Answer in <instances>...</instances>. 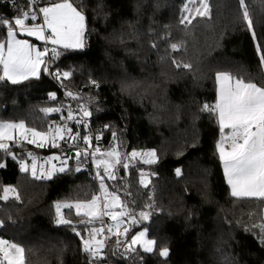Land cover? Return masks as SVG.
I'll list each match as a JSON object with an SVG mask.
<instances>
[{"label":"trees","instance_id":"obj_1","mask_svg":"<svg viewBox=\"0 0 264 264\" xmlns=\"http://www.w3.org/2000/svg\"><path fill=\"white\" fill-rule=\"evenodd\" d=\"M187 2L146 0L137 14V0H85L89 28L95 31L86 38L84 49L62 57L60 67L73 72L64 81V89L51 77L19 86L0 81V120L22 119L28 127L46 131L66 115L46 114L41 109L63 104L64 91L71 90L85 101L89 96L95 98L96 102L87 105L92 112L89 120L94 148L97 143L101 149L110 148L111 130L103 129L104 124H110L117 132L115 143L125 153L132 149L161 151L158 163L153 165L131 163L127 172L118 165L119 179L111 181L112 187L120 188L127 210L137 215L142 210L151 212L149 221L134 225L124 221L121 229L129 227L131 236L137 229L148 228V237L156 241L153 252L146 253L137 246L134 253L124 256L123 247L116 250L117 237L111 236L104 249L109 262L104 258L97 264H225L226 257L231 264H264L258 227L264 224L263 200L231 196L215 150L218 124L214 116L198 111L203 102H215V73L219 70L264 86V66L256 51L258 43L264 45L262 0H245L255 40L239 19L237 0H208L210 17H196L191 24L182 25L179 21L186 14L182 9ZM27 3L0 0V17L11 18L16 9H26ZM172 43L180 47L172 50ZM173 59L190 63L192 69H177ZM146 75L160 85L153 94L159 97L157 111L162 118L166 116V121L158 124L151 120L149 91L124 87ZM90 78L98 81V88L88 84ZM48 91H58L55 102L47 99ZM99 130H103V136L97 142ZM164 145L172 151H163ZM12 148L19 158L28 159L32 146L19 142ZM46 148L35 149L47 153ZM47 149L60 155L56 149ZM0 159H6L7 164L0 168V194L5 185H12L20 197L0 200V235L24 249L25 264H88L80 238L70 227L54 223V204L89 200L97 194L95 168L83 165L76 172V162L70 159L72 171L57 174L52 180H38L29 172H21L19 164L5 158L2 151ZM176 168H181L180 176L175 174ZM141 169L146 174L155 173L147 176V187L139 182ZM149 204L152 207L145 208ZM63 214L74 222L86 219L77 217L74 209L65 208ZM109 224L112 221L104 217L105 236L109 235ZM85 227L90 229L91 225L77 224V230L87 236ZM126 238L119 237L121 241ZM162 247L170 249L167 258L159 255Z\"/></svg>","mask_w":264,"mask_h":264},{"label":"snow or ice","instance_id":"obj_2","mask_svg":"<svg viewBox=\"0 0 264 264\" xmlns=\"http://www.w3.org/2000/svg\"><path fill=\"white\" fill-rule=\"evenodd\" d=\"M3 2L8 3L9 0H3ZM237 2L239 19L246 25L255 40L256 32L248 5L245 0H237ZM145 4L146 0H137L134 5L135 12L139 14ZM262 7H264V0H262ZM210 9L208 0H188L182 9L186 14L182 16L179 23L191 24L196 17H210ZM129 26L135 27L131 23ZM93 31L95 30L89 28L85 0H79V2L28 0L26 9H16L11 18L0 17V35L3 36L0 39V81L19 86L26 81H40L42 77H51L59 84L60 89H64V81L70 79L73 72L60 67L62 57L70 50L84 49L86 38ZM149 32H152L151 24ZM23 37H34L39 43ZM155 46L153 43L152 47ZM170 47L172 50H177L180 44L172 43ZM256 51L260 55V65L264 66V45L258 43ZM172 63L177 69L183 68L189 71L192 69L190 63L181 64L175 59ZM88 84L99 87L95 79L90 78ZM132 86V84H126L124 87ZM63 94L77 101V106L74 109L70 104H60L42 108L41 111L46 114H60L67 110L66 116H62L60 122L50 124L47 131L28 127L22 119L18 122L0 120V151L5 158H11L17 162L21 172L30 171L32 177L38 180H52L57 174L72 171L69 161L73 158L76 161L75 171L80 172L83 163L90 156L91 165L95 168V180L99 183V193L93 194L89 200H76L72 203L56 201L54 223L70 227L72 233L80 238L81 251L87 255L88 264H97V260L103 261L106 242L111 236L117 237L116 250L123 247L122 255L124 256L134 253L137 246L146 253H152L156 241L147 238L148 228L137 231L131 235L130 239L123 241L119 239L129 235V227H124L123 231L120 230L122 222L126 221L129 225H134L141 221H149L151 212L142 210L137 215L127 210V205L121 201L117 192L109 191L106 181L118 180L117 166L122 164L123 170L127 172L132 161L137 157L143 164L158 163L159 157L156 150L132 149L131 152L121 153L119 146L115 143L117 132L112 130L110 124L103 125L104 130H111L110 148L101 150L97 143V146L90 150L92 136L86 132L82 135L79 129L81 127L88 129V119L92 116V112L87 105L96 102L95 98L89 96L85 101L83 96L71 90H66ZM57 98L58 91L47 92L49 101L55 102ZM198 111L214 116L218 124L219 139L215 142V150L222 164L223 176L230 187L231 196L264 199V86L233 76L229 72L218 71L215 73V102L213 104L203 102ZM69 122L72 126H69ZM102 136L103 130H99L95 140L99 142ZM81 139L85 145L83 149L76 144ZM23 141L34 144L38 148H44L49 143L52 148H59L61 142H64L69 145V151H74V157L53 153L40 163L39 158L29 152L27 155L32 160L29 165L26 160L19 158L12 148V145ZM57 160L60 163L59 167L54 163ZM6 166V159H0V168ZM101 169H103L102 172ZM175 174L180 176L181 168H176ZM150 175L155 173L146 174L143 169L140 170L139 182L142 186L147 187L150 182L147 176ZM10 196L20 199L14 186L5 185L0 194V200L7 201ZM151 207L150 204L145 205V208ZM65 208H74L77 217L83 216L87 219L74 222L64 216L62 209ZM104 217L112 221V224L107 226L108 236L104 235ZM96 222H100L101 227L93 226L90 229L85 227L87 236L77 230V224L93 225ZM2 223L3 221H0V224ZM258 227L260 228L259 243L264 247V224ZM244 230L249 231L247 226ZM169 254L168 247L160 248V257L167 258ZM5 261L6 264H25L24 249L16 243L0 239V264ZM225 264H231L227 257Z\"/></svg>","mask_w":264,"mask_h":264},{"label":"rangeland","instance_id":"obj_3","mask_svg":"<svg viewBox=\"0 0 264 264\" xmlns=\"http://www.w3.org/2000/svg\"><path fill=\"white\" fill-rule=\"evenodd\" d=\"M23 38H27V39H30V40H32L33 42H37V41H35V38L34 37H23ZM37 43H39V42H37ZM79 50H82V49H77V50H70V51H79ZM220 71V70H219ZM218 72V71H217ZM224 72V71H223ZM156 82V80L154 79V77L153 76H151V75H146V76H141V77H138L137 79H135L134 81H133V83H136V85L137 86H134V84H133V88H131L132 90H134V89H136V88H138L137 90L139 91H141V92H144L143 90H147V91H149V93L152 95V102H153V114H152V116H151V120L152 121H154V124H158V123H160L161 121H163V120H165L166 121V116H164V118H162V115H161V113L160 112H158L159 111V109H158V106H160L159 105V103H158V101H157V99L159 98L157 95H155V94H153V90H154V88H156V86H157V88L158 89H160V85H159V83H155ZM154 83H155V85H154ZM149 86H151L150 87V89H148L149 88ZM75 93H76V91H75ZM159 96H160V94H159ZM72 100V99H71ZM74 101V100H73ZM74 102H76V101H74ZM77 103V102H76ZM158 110V111H157ZM156 111L159 113V114H156ZM14 122H18L19 120H13ZM38 130V129H37ZM48 130V129H47ZM46 130V131H47ZM40 131H42V130H40ZM23 143H25V144H28L26 141H23ZM30 146H32V149L31 150H29V152H31L35 157H37V158H39V162L40 163H43L44 162V158H46V157H48V156H51L53 153H56V152H51V151H49L47 148H46V150H47V153H42L41 152V150H38V149H35V148H37V147H35L36 145H34V144H29ZM176 145H178L177 143L175 144V146ZM172 146V145H171ZM33 147H35V148H33ZM47 147V146H46ZM92 149H94V146H93V144H92ZM101 150H108L107 148H104V149H101ZM140 150H147V149H140ZM164 150H168V151H172L171 150V147L169 146V145H164L163 146V151ZM119 151L121 152V153H125V151H123V149H119ZM156 152H157V156L159 157L160 156V152L161 151H158V150H156ZM56 154H58V153H56ZM24 160H26V162L29 164V165H31V162H32V160H31V157H29L28 156V159H24ZM135 162H141L140 161V158L139 157H137L135 160H133L132 161V163H135ZM54 163L57 165V167H59L60 166V163H59V160H57V161H54ZM103 171V169H101V172ZM29 173L31 174V172L29 171ZM38 174H39V170H38ZM112 180H107L106 181V183H107V185H108V188H109V191H116L117 192V194L120 196V199H121V201H123V198H122V196H121V190H120V188L119 189H115V188H117V185L116 186H114V187H112V182H111ZM229 187V186H228ZM3 191V190H2ZM100 191V190H99ZM99 191L97 192V193H99ZM231 190H230V187H229V192H230ZM263 200V209H262V214H264V199H262ZM61 202H67V203H72V202H75V201H67V200H63V201H61ZM74 209V208H73ZM63 210L64 209H62V212H63ZM74 211H75V209H74ZM86 218V217H85ZM87 219V218H86ZM85 219V220H86ZM93 225H91V227H92ZM142 228H140V229H137L136 231H134V233L132 234V235H134L137 231H140ZM121 231H123V229H121ZM130 237L131 236H128L126 239H130ZM148 239H151V238H149V237H147ZM0 239H3V240H6V241H8V242H11V241H9L8 239H6L4 236H1L0 235ZM11 243H13V242H11ZM105 248H106V246H105ZM105 258H106V261L107 262H109V259H110V256L108 255V254H106L105 255ZM3 264H6V261L5 262H3Z\"/></svg>","mask_w":264,"mask_h":264},{"label":"built area","instance_id":"obj_4","mask_svg":"<svg viewBox=\"0 0 264 264\" xmlns=\"http://www.w3.org/2000/svg\"><path fill=\"white\" fill-rule=\"evenodd\" d=\"M63 101H64L63 104H65V105H69L70 104L74 109L77 106V103L74 102L73 100H71V98L63 96ZM53 114L54 115H58V116H62L64 114L66 115L67 114V110L65 109V111L63 113H60V114H57V113H53ZM88 124H89V127H88L87 130L83 129V127H81L79 130L81 131L82 135L85 134V132H86V134H89L90 136H92V144H93L94 133H93L92 125H91V122H90L89 119H88ZM76 144H78L81 149H83L85 147L82 139L77 141ZM92 144H91V149L90 150H92V148H93ZM47 148L56 149L61 156L64 155V154H67L68 156L74 157V151H69V145L64 143V142H61V146L59 148H52L51 144L49 143ZM81 159L83 161L84 158L82 157ZM83 165L84 166H91V157L90 156L87 158V161L83 163ZM104 235H105V233H104Z\"/></svg>","mask_w":264,"mask_h":264},{"label":"crops","instance_id":"obj_5","mask_svg":"<svg viewBox=\"0 0 264 264\" xmlns=\"http://www.w3.org/2000/svg\"><path fill=\"white\" fill-rule=\"evenodd\" d=\"M263 217H264V214H263Z\"/></svg>","mask_w":264,"mask_h":264}]
</instances>
